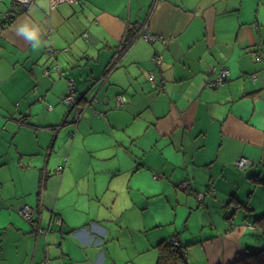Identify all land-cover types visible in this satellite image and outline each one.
I'll use <instances>...</instances> for the list:
<instances>
[{"label": "crops", "instance_id": "1", "mask_svg": "<svg viewBox=\"0 0 264 264\" xmlns=\"http://www.w3.org/2000/svg\"><path fill=\"white\" fill-rule=\"evenodd\" d=\"M23 25L35 39L17 34ZM139 25L159 39L119 54ZM222 68L225 84L208 88ZM71 88L83 110L75 123L63 102ZM241 157L251 162L243 171ZM258 180L264 0L54 10L36 0L0 11V264H156L155 247L172 237L198 264H231L264 246Z\"/></svg>", "mask_w": 264, "mask_h": 264}, {"label": "built area", "instance_id": "2", "mask_svg": "<svg viewBox=\"0 0 264 264\" xmlns=\"http://www.w3.org/2000/svg\"><path fill=\"white\" fill-rule=\"evenodd\" d=\"M1 1L2 0H0V2ZM8 1L11 2L12 6L14 8L20 7L22 9H27V8L31 7L36 0H8ZM71 1L72 0H48L49 6H50V8L52 10L56 9L61 4L70 3ZM4 17L6 19L9 18L10 17L9 13L8 14H4ZM139 27H140V31L138 32L137 39H143V40H145L147 42H156L159 39V37L157 35H155L154 33H151L148 30V26L147 25H140ZM50 52H52V49L50 50ZM114 63H113V65H111V69L115 68ZM152 63L155 66H160L163 63V54L162 53H155L153 55V57H152ZM228 75H229V71L227 69L222 68L220 70H217L215 79L210 81L206 86L208 88H210V89H212V88H220L227 81ZM149 81L150 82H154L155 78L152 75H150ZM75 95H76V93H75L74 89L71 88V90H69L67 95L65 96L63 102L67 106H72L76 102V96ZM117 101H118L117 104H122V98L121 97H118ZM79 117H81V114L77 113L76 119L79 118ZM235 164H236V166H237V168L239 170L243 171V170H245L247 167H249L251 165V162L248 159H246L244 157H241L235 162ZM62 171H63V168H61V167L57 169V173L62 172ZM181 187L182 188H186V189L189 188L187 183H183L181 185ZM206 192L207 191L197 192L195 194L196 199H197V201L199 203H201V201L203 200ZM19 213L21 214V216L23 217V219L25 221L30 222V223H32L34 221L35 209L30 207L29 205H24L19 210ZM42 264H48V263L45 262V263H42Z\"/></svg>", "mask_w": 264, "mask_h": 264}, {"label": "trees", "instance_id": "3", "mask_svg": "<svg viewBox=\"0 0 264 264\" xmlns=\"http://www.w3.org/2000/svg\"><path fill=\"white\" fill-rule=\"evenodd\" d=\"M13 19L14 18L9 17L6 20V25H9ZM139 31L140 27H130V29L127 31V36L125 37L126 39L122 43V49L119 54L124 53L134 43L138 37ZM258 181L264 184L262 180ZM256 222H258V224L261 226L262 235L264 238V213L257 218ZM155 249L157 250L158 254L156 264H188L187 246L181 244L178 237L162 240L157 244ZM231 264H264V246L259 250L248 251L245 256L235 260Z\"/></svg>", "mask_w": 264, "mask_h": 264}, {"label": "rangeland", "instance_id": "4", "mask_svg": "<svg viewBox=\"0 0 264 264\" xmlns=\"http://www.w3.org/2000/svg\"><path fill=\"white\" fill-rule=\"evenodd\" d=\"M12 4H11V2H9L8 0H2L1 2H0V11H4V9L7 7H10ZM155 176V175H154ZM163 197H165V198H167L166 196H163ZM164 221H167L166 220V218H164ZM184 221H185V219H184ZM166 228H170V225L169 226H167ZM165 229V228H164ZM196 251L194 250V249H191L190 251H189V257L190 258H188V264H198V260H195L193 257H195V256H198L197 255V253H195Z\"/></svg>", "mask_w": 264, "mask_h": 264}, {"label": "clouds", "instance_id": "5", "mask_svg": "<svg viewBox=\"0 0 264 264\" xmlns=\"http://www.w3.org/2000/svg\"><path fill=\"white\" fill-rule=\"evenodd\" d=\"M42 6L45 3V0H40ZM18 35H22L25 38H33L35 39L37 36V32L32 29L29 25H23L17 30Z\"/></svg>", "mask_w": 264, "mask_h": 264}, {"label": "water", "instance_id": "6", "mask_svg": "<svg viewBox=\"0 0 264 264\" xmlns=\"http://www.w3.org/2000/svg\"><path fill=\"white\" fill-rule=\"evenodd\" d=\"M90 104H91V102L88 103V106ZM79 105H80L79 101L76 98V102L72 106H67V117H72L71 118L72 123H75V118H76L77 113H80L81 117H82L83 110L80 109Z\"/></svg>", "mask_w": 264, "mask_h": 264}]
</instances>
